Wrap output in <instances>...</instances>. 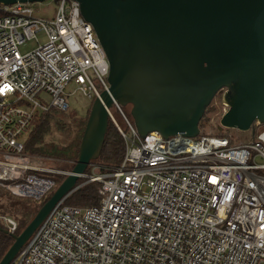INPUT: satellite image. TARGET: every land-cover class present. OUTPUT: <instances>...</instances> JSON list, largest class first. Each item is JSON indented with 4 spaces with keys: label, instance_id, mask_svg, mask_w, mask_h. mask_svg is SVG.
Wrapping results in <instances>:
<instances>
[{
    "label": "built area",
    "instance_id": "obj_1",
    "mask_svg": "<svg viewBox=\"0 0 264 264\" xmlns=\"http://www.w3.org/2000/svg\"><path fill=\"white\" fill-rule=\"evenodd\" d=\"M57 1L49 20L30 3L0 4V189L16 199L39 201L70 172L29 164L20 138L35 114L66 111L69 83L91 102L109 89L92 27L76 2ZM107 112L123 159L78 179L100 185L98 205L59 203L12 264H264V124L236 144L201 131L140 139L124 107L113 101ZM0 220L14 234L15 220Z\"/></svg>",
    "mask_w": 264,
    "mask_h": 264
},
{
    "label": "water",
    "instance_id": "obj_2",
    "mask_svg": "<svg viewBox=\"0 0 264 264\" xmlns=\"http://www.w3.org/2000/svg\"><path fill=\"white\" fill-rule=\"evenodd\" d=\"M47 0H0L9 6ZM90 24L109 72L108 92L89 108L69 174L18 235L0 264H12L51 211L77 188L101 153L113 101L130 106L140 139L156 132L196 138L222 94L221 129L251 132L264 124V0H70Z\"/></svg>",
    "mask_w": 264,
    "mask_h": 264
},
{
    "label": "trees",
    "instance_id": "obj_3",
    "mask_svg": "<svg viewBox=\"0 0 264 264\" xmlns=\"http://www.w3.org/2000/svg\"><path fill=\"white\" fill-rule=\"evenodd\" d=\"M66 112L67 111L63 112L52 108L47 112H37L34 116L31 132L28 134L27 140L24 143L25 153L50 159H61L74 164L89 109L85 116L72 117L70 121L71 124H65L61 122V120H58L59 118H64ZM51 124H54L58 130L63 132L65 142L60 144L45 142ZM200 125L201 124H199V126ZM123 155V140L112 122L108 121V128L104 137L100 156L96 161L92 162V164L100 163L101 169L98 173L101 174L105 172L104 169L118 166L123 159ZM71 167L73 168V165ZM90 171L91 167H88L85 173L90 174ZM77 186L78 188L63 201L64 205L81 208L98 205L100 200L98 194L100 185L98 183H88L86 180H78ZM53 191L54 190L47 193L41 200L33 201L30 199L13 198L8 192L0 189V214L2 213L0 216H10L14 214L12 216L15 217L13 219L17 225L14 235L20 234L35 216L38 209L51 197ZM4 201H6V203ZM11 244L12 239L8 235L0 233V259Z\"/></svg>",
    "mask_w": 264,
    "mask_h": 264
},
{
    "label": "rangeland",
    "instance_id": "obj_4",
    "mask_svg": "<svg viewBox=\"0 0 264 264\" xmlns=\"http://www.w3.org/2000/svg\"><path fill=\"white\" fill-rule=\"evenodd\" d=\"M57 4H58L57 0H47L45 2L30 3L29 5L33 9L35 17L49 20V19H53V17H54L55 10L57 8ZM38 41L39 42L44 41L42 35L38 36ZM35 47H36L35 42L31 41V42L26 43L24 46L20 47V52L26 53ZM62 97L65 101L66 106H67V109H66L67 112L65 113L66 116L64 118H59L58 120L59 121L61 120V122L65 123V124L70 123L72 117L85 116L87 110L89 109V107L92 103L90 100L85 98L78 90H76V86L73 83H69L65 87V90H64ZM42 98H43V100L48 99L44 95L42 96ZM125 110L129 113L130 106H127L125 108ZM225 111H226V108L222 103V94L219 93L214 97L210 106L207 108L202 119L200 120V123H199V124H201L199 126L200 131L203 134H207L210 136L229 137L231 139V141L235 144L239 143V142H245V141L251 140L252 135H251L250 131L241 132V131H238L235 129H221L220 128L219 120ZM111 113L113 114V117L117 121V123L121 127H123V122H122L121 118L119 117V115L116 113V111L113 108L111 109ZM260 130H261V126H257V128L255 129V133H258ZM27 137H28L27 134L22 136L20 138V141L24 144L27 140ZM45 142L46 143L60 144V143L65 142V137H64L63 132L58 130V128L54 124H51L50 131L45 138ZM27 155L32 157L29 164H31L33 166L46 167L49 169L60 170V171H65V172H68L72 169L71 166L73 164H71L65 160H61V159H51L50 160V158L31 155L28 153H27ZM100 169H101L100 163L99 164L96 163L91 167L90 173L94 172V173L100 174V173H98ZM62 180L63 179H59L57 181V186L62 182ZM15 201H17V200H15ZM4 202L6 203V201H4ZM4 215H7V214H4ZM12 215H14V214H12ZM12 215H10V216L8 215L5 217L11 218V219L15 218ZM0 224L3 228L7 229L5 223L2 220H0Z\"/></svg>",
    "mask_w": 264,
    "mask_h": 264
},
{
    "label": "flooded vegetation",
    "instance_id": "obj_5",
    "mask_svg": "<svg viewBox=\"0 0 264 264\" xmlns=\"http://www.w3.org/2000/svg\"><path fill=\"white\" fill-rule=\"evenodd\" d=\"M218 94H219V93H218ZM0 227H2L1 224H0ZM2 228H3V227H2Z\"/></svg>",
    "mask_w": 264,
    "mask_h": 264
}]
</instances>
